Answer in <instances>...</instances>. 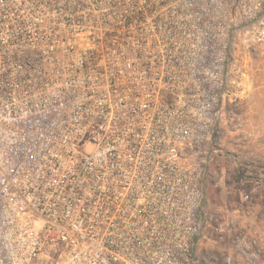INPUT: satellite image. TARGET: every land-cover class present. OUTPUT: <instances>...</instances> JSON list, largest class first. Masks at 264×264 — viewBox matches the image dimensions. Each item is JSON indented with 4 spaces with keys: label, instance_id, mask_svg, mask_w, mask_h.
Instances as JSON below:
<instances>
[{
    "label": "built area",
    "instance_id": "obj_1",
    "mask_svg": "<svg viewBox=\"0 0 264 264\" xmlns=\"http://www.w3.org/2000/svg\"><path fill=\"white\" fill-rule=\"evenodd\" d=\"M7 1L0 0V264H195L205 122H187L161 149L137 116L112 123L66 112L47 77L192 74L189 55L160 59L123 45L264 44V18L243 27L252 36H240L233 21L220 28L206 0H110L117 13L103 35L105 53L65 71L60 54L21 49L29 26L4 20ZM66 8L50 0V10Z\"/></svg>",
    "mask_w": 264,
    "mask_h": 264
},
{
    "label": "rangeland",
    "instance_id": "obj_2",
    "mask_svg": "<svg viewBox=\"0 0 264 264\" xmlns=\"http://www.w3.org/2000/svg\"><path fill=\"white\" fill-rule=\"evenodd\" d=\"M109 1L61 0L68 10L57 12L49 9L50 0H8L4 20L29 26L31 38L22 50L58 53L66 71L89 53H105L103 35L117 13ZM206 5L213 8L211 17L221 20L220 28L232 21L242 27L236 32L240 36H252V27H243L264 18V0H206ZM81 6V11L73 10ZM123 47L160 59L189 55L191 65L186 67L194 73L48 76L64 110L82 117L104 115L112 123L137 116L144 133L160 140L161 149L187 122H205L208 138L196 154L197 162L206 156V201L195 264H227V259L231 264H264V44ZM169 95L173 99L167 104L163 96ZM166 159L161 157V163Z\"/></svg>",
    "mask_w": 264,
    "mask_h": 264
},
{
    "label": "trees",
    "instance_id": "obj_3",
    "mask_svg": "<svg viewBox=\"0 0 264 264\" xmlns=\"http://www.w3.org/2000/svg\"><path fill=\"white\" fill-rule=\"evenodd\" d=\"M172 96L169 95V96H163V101H165L166 103H171V100H172Z\"/></svg>",
    "mask_w": 264,
    "mask_h": 264
}]
</instances>
